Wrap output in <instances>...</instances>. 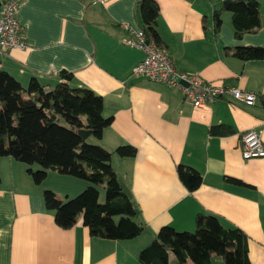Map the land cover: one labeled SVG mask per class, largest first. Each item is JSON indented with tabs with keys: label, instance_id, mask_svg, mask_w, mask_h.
<instances>
[{
	"label": "crops",
	"instance_id": "1",
	"mask_svg": "<svg viewBox=\"0 0 264 264\" xmlns=\"http://www.w3.org/2000/svg\"><path fill=\"white\" fill-rule=\"evenodd\" d=\"M156 1L157 30L178 70L240 87L259 100L249 106L219 99L210 109L197 108L180 88L134 75L146 54L124 42L130 36L124 26L142 30L137 0H19L18 18L30 46L0 55V68L23 87L32 78L54 87L67 71L74 76L71 86L103 97V115L113 121L97 144L112 152L111 166L130 189L145 229L126 241L91 235L82 217L62 229L46 207L44 191L65 199L88 183L50 170L36 184L25 164L0 157V264H142L140 251L161 228L193 232L200 213L216 214L242 229L249 237L250 263L264 264V159L246 160L241 153L245 131L260 132L264 141V60L242 61L226 52L227 47L264 48V0H257L261 27L240 39L227 10L215 29L214 12L225 0ZM216 125L232 132L210 134ZM123 145L135 147L136 155H117ZM179 164L201 174L196 191L179 179Z\"/></svg>",
	"mask_w": 264,
	"mask_h": 264
},
{
	"label": "trees",
	"instance_id": "2",
	"mask_svg": "<svg viewBox=\"0 0 264 264\" xmlns=\"http://www.w3.org/2000/svg\"><path fill=\"white\" fill-rule=\"evenodd\" d=\"M214 12L215 29L219 31L224 10L232 14L236 39L254 33L261 27L260 3L257 0H225ZM136 11L147 41L164 48L157 30L160 6L156 0H137ZM227 54L242 61L264 60V48L237 46L226 48ZM62 81L51 87L32 78L27 87L0 68V157H9L25 164L36 184L42 183L50 170L84 180L88 186L77 196L61 199L53 190L43 193L48 210L54 212L55 222L62 229L74 227L80 217L91 235L126 241L138 237L145 225L132 198L123 192L117 173L111 166L112 152L98 144H91L93 136L100 139L113 121L104 117L103 97L87 87H74L73 74L62 71ZM91 131L87 138L80 131ZM232 132L227 125L210 129L212 135ZM115 153L132 158L137 150L130 145L119 146ZM39 166V169H33ZM178 177L191 192L202 184L201 174L192 167L179 164ZM236 185L242 181L227 177ZM1 181V176H0ZM105 189V201H100ZM193 232H179L171 226L160 229L156 238L139 253L142 264H169L172 252L186 264H213L221 258L225 264H251L248 235L231 223L212 213H200L195 218Z\"/></svg>",
	"mask_w": 264,
	"mask_h": 264
},
{
	"label": "built area",
	"instance_id": "3",
	"mask_svg": "<svg viewBox=\"0 0 264 264\" xmlns=\"http://www.w3.org/2000/svg\"><path fill=\"white\" fill-rule=\"evenodd\" d=\"M18 12L19 0H4L1 3L0 55L17 48L25 50L30 46L23 34ZM124 28L130 33L124 42L146 54L143 61L134 67V75L171 88H180L184 99L197 108L210 109L219 99H229L232 103L249 106L259 100L257 94L240 87L204 80L198 74L178 70L167 50L160 48L154 41H147L141 29L129 25ZM241 147L244 159H264V141L260 132L248 130L242 133Z\"/></svg>",
	"mask_w": 264,
	"mask_h": 264
},
{
	"label": "water",
	"instance_id": "4",
	"mask_svg": "<svg viewBox=\"0 0 264 264\" xmlns=\"http://www.w3.org/2000/svg\"><path fill=\"white\" fill-rule=\"evenodd\" d=\"M228 5V1L224 2V6L227 7ZM185 85H187L186 83H184ZM262 106L264 107V101H262ZM80 136H82L83 138H87L91 135V131H80L79 132ZM118 180L122 186L123 192L126 193L128 196H132V193L130 191V189L128 188V186L126 185V183L124 182L122 177H118ZM169 264H180V262L178 261L177 257L170 252L169 253Z\"/></svg>",
	"mask_w": 264,
	"mask_h": 264
},
{
	"label": "rangeland",
	"instance_id": "5",
	"mask_svg": "<svg viewBox=\"0 0 264 264\" xmlns=\"http://www.w3.org/2000/svg\"><path fill=\"white\" fill-rule=\"evenodd\" d=\"M88 142L91 143V144H97V139H95L93 136H91L88 139ZM100 190H101V198H100V201L103 202V201H105V189L103 187H100ZM73 197H75V196H73ZM73 197H70V198H73ZM64 198H66V197H64Z\"/></svg>",
	"mask_w": 264,
	"mask_h": 264
}]
</instances>
